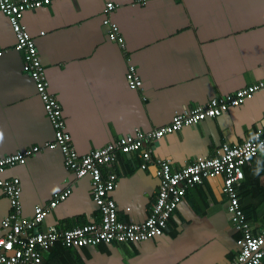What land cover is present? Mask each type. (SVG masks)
Wrapping results in <instances>:
<instances>
[{"label": "crops", "instance_id": "obj_1", "mask_svg": "<svg viewBox=\"0 0 264 264\" xmlns=\"http://www.w3.org/2000/svg\"><path fill=\"white\" fill-rule=\"evenodd\" d=\"M107 4L116 6L108 17L118 25L124 48L107 38ZM21 23L34 39L49 92L80 156L136 131H154L176 115L264 80V0H52L25 12ZM15 43L0 12V158L54 139ZM130 65L141 81L138 89L126 80ZM263 124L264 93H257L218 118L163 137L152 155L182 169L214 157L223 145L243 143ZM141 163L132 155L112 166L117 187L111 197L119 220L129 224L146 220L158 191L154 165L142 170ZM243 171L240 204L257 235L264 228V152ZM13 178L20 181L23 219L47 206L55 193L71 190L41 231L100 220L90 178L76 179L67 171L58 149L43 150L0 174V180ZM222 190L223 180L214 178L187 191L161 237L75 250L57 244L43 255V264H230L239 234ZM10 211L0 192V236Z\"/></svg>", "mask_w": 264, "mask_h": 264}, {"label": "built area", "instance_id": "obj_2", "mask_svg": "<svg viewBox=\"0 0 264 264\" xmlns=\"http://www.w3.org/2000/svg\"><path fill=\"white\" fill-rule=\"evenodd\" d=\"M51 2L52 0H0V12L8 18L15 35L14 49L23 57L24 71L34 83L54 132L51 142L0 158V174L6 169L25 165L29 158L43 150L58 149L67 171L73 173L76 179L90 178L91 195L99 209L100 220L71 229L51 227L41 231L39 227L49 212L65 202L71 195V190L55 193L47 206L36 207L31 218L23 219L20 181L17 178L0 180V192L8 199L11 209L1 223L5 233L0 236V264H43V255L57 244L66 250H75L98 245L139 244L161 237L187 191L214 178L223 180L222 191L227 198V214L233 229L239 234L236 241L238 253L230 264H264V228L257 235L252 233L241 208L238 192L244 179V167L256 155L264 152V124L252 131L243 143L223 145L214 157L196 160L182 169L175 170L170 161L154 158L152 155L153 144L163 137L207 119L218 118L229 109L240 107L257 93H264V80L233 94L216 97L205 106L176 115L168 125L154 131H136L102 149L80 156L66 131L62 108L49 92V83L34 39L21 23L25 12L48 6ZM115 8L113 4L106 5L103 26L107 30L108 40L124 48V38L118 25L108 17ZM3 55L4 51L0 50V57ZM126 80L132 89L141 87V81L132 65L128 67ZM132 155L142 161V170L152 163L159 182L155 201L141 224L119 220L116 204L111 197L117 187V176L112 166L120 157Z\"/></svg>", "mask_w": 264, "mask_h": 264}]
</instances>
